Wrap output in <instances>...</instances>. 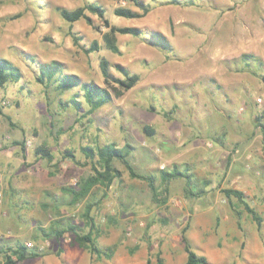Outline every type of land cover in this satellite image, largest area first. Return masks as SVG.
<instances>
[{"label": "rangeland", "instance_id": "rangeland-1", "mask_svg": "<svg viewBox=\"0 0 264 264\" xmlns=\"http://www.w3.org/2000/svg\"><path fill=\"white\" fill-rule=\"evenodd\" d=\"M94 1L110 23L137 27L141 34H117L114 53L104 44L106 28L96 14L86 11L93 28L83 19L69 23L57 10ZM137 1L150 3L149 11L125 18L113 9L139 12L135 0H0V57L20 69L17 81L0 85V245L38 241L51 251L60 245L61 264H157L158 258L161 264H183L185 227L207 264H264V132L258 122L264 127V85L258 75L238 70L242 53L264 61V0ZM93 40L99 50L85 52ZM102 57L111 76L123 77L120 66L139 78L92 113L80 94L79 107L68 101L78 87L60 92L36 80L40 63L55 59L66 73L111 89L115 83L100 71ZM144 124L153 132H144ZM107 142L129 143V161L137 172L154 174L158 190L159 169L176 166L196 182L209 179L208 191L186 197L183 178H176L160 203L144 180L132 178L114 159L121 175L96 191L99 203L91 211L100 230L97 241L101 247L114 244L113 256L93 259L70 243L68 233L60 240H35L39 227L72 223L87 230L83 202L70 206L62 187L91 172L81 147ZM39 145L50 149L52 162L35 153ZM66 149L74 160L62 158ZM222 187L244 192L262 218L260 230L245 211L237 224Z\"/></svg>", "mask_w": 264, "mask_h": 264}, {"label": "trees", "instance_id": "trees-1", "mask_svg": "<svg viewBox=\"0 0 264 264\" xmlns=\"http://www.w3.org/2000/svg\"><path fill=\"white\" fill-rule=\"evenodd\" d=\"M178 1L179 0H176L175 2ZM165 2L171 1L165 0ZM190 2L191 1L189 0V2L187 1L184 4H189ZM135 5L140 9L139 12L129 7L120 6L113 9V14L125 18H136L145 15L151 7L150 3L143 4L137 0H135ZM57 10L63 20L73 23L83 19L87 24L93 26V28H96L97 26L94 25L91 17L86 11L96 14L101 21L102 26L106 28L102 33L104 44L114 53L119 52L116 42L117 34H130L133 36L141 34L140 29L137 27L117 26L110 23L108 18L104 16V8L95 1L74 9L59 7ZM71 37L73 42L77 44L79 37L73 32L71 33ZM155 37L161 46L167 49L170 48L168 41L163 35L155 34ZM83 50L85 52L97 51L99 50V44L96 40H93L91 44L88 47L83 48ZM240 63L242 66L238 70H247L252 74L258 75L264 85V61L260 57L250 53H242L240 55ZM251 63H254L252 65L255 66V69H251ZM99 66L104 80L106 82L111 80L115 83L111 86V89L92 81H81L79 76L74 73H66L61 67V63L55 59L40 63L36 80L42 84L53 83L55 88L60 92L72 87H78L79 91L73 93L68 101L79 107L81 101L78 97L80 94L88 105L86 112L92 113L104 103L108 102L112 96L118 97L124 90L131 88L139 78L136 73H129L126 69H123L120 66H117L116 68L122 72L123 77L118 78L111 76L108 68V61L104 57L100 59ZM19 78V67L10 60L0 57V85H3L7 81H17ZM257 118L259 119L260 117L257 116ZM258 122L259 125L262 126L264 132L263 124L260 121ZM142 129L147 133L153 132V128L148 124H144ZM81 150L84 154V158L90 165L91 172L87 175L78 177L75 183L65 185L62 187V191L70 196L67 201L70 206L74 207L77 203L83 202L81 215L87 226V230H79L78 225L72 223H67L65 227L61 228L50 227L49 230L39 227V233L36 238H34L35 240H38L37 238L39 237L44 240L50 237H52V239L60 240L65 233H68L72 236L70 243L85 249L93 259H110L113 256L116 247L114 244L101 247L97 241V238L100 235V230L95 223V218L91 214V211L93 210V207L99 203V200L93 197L96 191L99 188L106 189L110 187L111 184L121 175L120 169L113 165L114 159L119 160L124 165L132 178L144 180L149 187L152 198L160 203L164 204L167 201V185L172 179L183 178V191L186 197L199 198L208 191L207 188L210 184L209 179H203L196 182L192 175L186 171H181L176 166L171 169H159L157 176L160 182V189L158 190V187L155 185V175L152 173L143 174L137 172L129 161L128 155L131 150L129 143H125L123 146H118L113 142H107L102 145L96 144L93 147L85 145L81 147ZM35 153L41 158H45L48 162H52L54 159L50 149L44 145L37 146L35 148ZM62 158H71L74 160V154L71 150L66 149L62 154ZM83 164H85V162H83ZM54 166H57V164ZM52 174H54V172H52ZM220 191L233 211L237 224L240 223L242 212L245 211L255 222L257 229L260 230L262 218L246 200L245 194L242 190L232 187H222L220 188ZM161 193H163V196L159 199ZM233 199H235V201ZM185 230L186 228L184 227L181 232V241L184 246V251L186 252L183 264H207V257L196 253L191 247L190 241L185 234ZM37 242L38 241H35V244L28 246L26 242L17 240L12 245H0V254L3 258L0 264H19L28 258H36L49 253L59 256L62 252L60 245H58L55 250L51 251L47 247H40V245L37 246ZM49 242L60 243V241ZM157 264H161L160 258H158Z\"/></svg>", "mask_w": 264, "mask_h": 264}, {"label": "crops", "instance_id": "crops-1", "mask_svg": "<svg viewBox=\"0 0 264 264\" xmlns=\"http://www.w3.org/2000/svg\"><path fill=\"white\" fill-rule=\"evenodd\" d=\"M248 92L245 91L244 94H242V96H244L246 98V96H248L247 94ZM58 255L51 253V254H45L42 255L40 257H36V258H28L26 260L28 264H61L60 260L56 257ZM24 260V261H26ZM22 261V262H24Z\"/></svg>", "mask_w": 264, "mask_h": 264}, {"label": "built area", "instance_id": "built-area-1", "mask_svg": "<svg viewBox=\"0 0 264 264\" xmlns=\"http://www.w3.org/2000/svg\"><path fill=\"white\" fill-rule=\"evenodd\" d=\"M257 102L260 104V102L262 101V99L260 97H258L257 99ZM207 144H211L210 142H207ZM28 246H31L30 243H26Z\"/></svg>", "mask_w": 264, "mask_h": 264}]
</instances>
